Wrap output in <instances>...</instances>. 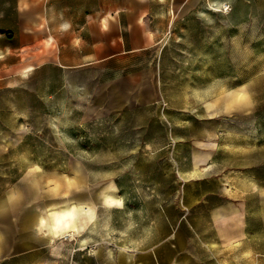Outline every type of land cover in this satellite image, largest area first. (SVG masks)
<instances>
[{
    "label": "rangeland",
    "instance_id": "374dc122",
    "mask_svg": "<svg viewBox=\"0 0 264 264\" xmlns=\"http://www.w3.org/2000/svg\"><path fill=\"white\" fill-rule=\"evenodd\" d=\"M224 3L170 13L145 61L155 94L144 106L96 109L81 123L83 109L59 106L54 74L0 75V264H218L182 224L203 222L199 213L221 193H264V0ZM167 165L168 202L139 196L98 211L77 240L36 225L50 206L75 201L77 181H138L140 192L166 180ZM160 210L175 216L173 252L146 250L160 223L149 211Z\"/></svg>",
    "mask_w": 264,
    "mask_h": 264
},
{
    "label": "crops",
    "instance_id": "0c3cea01",
    "mask_svg": "<svg viewBox=\"0 0 264 264\" xmlns=\"http://www.w3.org/2000/svg\"><path fill=\"white\" fill-rule=\"evenodd\" d=\"M201 2L210 5L229 0H0V61H4L0 75L31 78L54 74L60 80L51 91L61 100L59 106L83 109L81 123L90 121L96 109L105 112L150 104L155 89L145 61L160 43L170 13L187 12ZM48 69L53 72L48 74ZM166 167V180L144 185L140 192H133L138 181H103L96 188L89 181L73 182L72 187L81 188L75 201L50 206L47 216H39L36 225L45 226L52 235L77 240L76 232L87 228L98 211L125 209L139 196L151 202H162L165 197L168 202L174 196V180L172 176L169 181ZM54 174L57 177V171ZM111 186L120 196L119 204L106 201ZM250 192L252 197L250 193L240 195L238 189L228 195L221 193L218 203L199 213L203 222L189 217L181 226L189 237H199L218 264H264V193L256 196L254 188ZM66 206L72 207L73 219L69 226L56 228L51 211ZM157 216L160 223L154 222ZM148 219L154 220V226L146 250L164 244L173 252L175 216L162 210L155 216L149 211Z\"/></svg>",
    "mask_w": 264,
    "mask_h": 264
},
{
    "label": "bare ground",
    "instance_id": "6f19581e",
    "mask_svg": "<svg viewBox=\"0 0 264 264\" xmlns=\"http://www.w3.org/2000/svg\"><path fill=\"white\" fill-rule=\"evenodd\" d=\"M106 201L109 204L120 203V196L116 193L107 192ZM53 225L57 228L58 226H69L71 218L73 219L74 213L72 207L66 206L62 209H56L51 211ZM73 222V221H72Z\"/></svg>",
    "mask_w": 264,
    "mask_h": 264
},
{
    "label": "built area",
    "instance_id": "2783aa9c",
    "mask_svg": "<svg viewBox=\"0 0 264 264\" xmlns=\"http://www.w3.org/2000/svg\"><path fill=\"white\" fill-rule=\"evenodd\" d=\"M229 8H230V5H229V3L225 2V3H224V9H226V10H227V9H229Z\"/></svg>",
    "mask_w": 264,
    "mask_h": 264
}]
</instances>
